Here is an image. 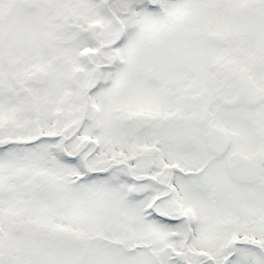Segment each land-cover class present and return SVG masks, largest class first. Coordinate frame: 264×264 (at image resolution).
<instances>
[{
	"label": "snow or ice",
	"instance_id": "1",
	"mask_svg": "<svg viewBox=\"0 0 264 264\" xmlns=\"http://www.w3.org/2000/svg\"><path fill=\"white\" fill-rule=\"evenodd\" d=\"M0 264H264V0H0Z\"/></svg>",
	"mask_w": 264,
	"mask_h": 264
}]
</instances>
